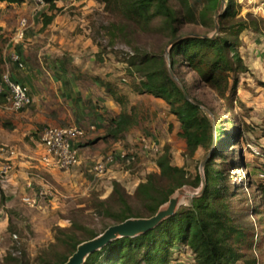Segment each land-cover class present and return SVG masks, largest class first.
<instances>
[{
	"label": "rangeland",
	"instance_id": "rangeland-1",
	"mask_svg": "<svg viewBox=\"0 0 264 264\" xmlns=\"http://www.w3.org/2000/svg\"><path fill=\"white\" fill-rule=\"evenodd\" d=\"M224 1L223 4L220 0L218 8L206 14L205 27L178 24L177 35H218L219 31L211 30L210 25H218L216 15H222L228 5L227 0ZM231 1L233 16L223 22V28L239 21H247L249 26L256 24L255 30H245L238 38V51L248 72L239 75L234 99L229 102L220 98L181 59L173 75L181 86L183 82L190 99L199 102L213 125L217 123L227 131L235 128L240 132L237 140L221 148L214 167L227 177L232 192L228 215L233 225L253 229L256 242L264 231V209L256 190L259 175L264 173V156L253 152L264 153V0ZM169 3L181 11L176 1L169 0ZM54 5L52 10L49 5L30 0L12 4L0 2V78L6 75L17 81L26 75L28 82L33 81L30 84L33 98L27 90L28 106L17 113L6 111L4 107L0 110V143L2 139L12 140L4 147L14 154L24 152L28 156L24 158L27 165H21L20 155L12 158L17 179L12 175L6 183L0 184V264L56 262L67 256L71 243L82 242L91 234L101 236L115 226L106 211L99 213L103 201H107L106 210L112 208L115 212L120 207L112 192L114 182L119 184L132 210L142 216L138 220H148L143 219L146 212L136 189L149 175L156 176L160 187L167 186V180L159 177L156 165L165 149L171 165L183 168L188 177L197 171L201 173V165L210 154L209 150L198 148L189 155L179 137V124L167 105L133 91L142 73L136 66H129L131 55H158L164 58L168 70L170 68V33L160 20H155L148 28L139 27L107 9L102 0H56ZM46 17H52V21L43 27ZM22 19L26 21L24 36L14 42ZM222 35L225 34L220 33ZM24 45L25 49L21 50ZM13 53L26 61L29 73L20 71L19 65L12 63ZM32 70H36V75ZM108 84L110 92L104 86ZM36 93H46V98H41L42 112L38 115ZM63 93L89 94L87 99H76H79L80 111L75 114ZM95 93H99L102 102L104 99L110 102L107 108L96 100ZM109 93H115L120 103ZM121 108L130 113L132 120L123 134L117 135L110 120L118 119ZM38 118L40 121L36 123ZM71 118L79 123L72 122ZM71 126L87 132L76 141L79 163L63 171L40 165L38 144L44 129ZM20 141L26 144L25 151L20 150ZM108 156L111 161L106 163L103 175L89 172L93 163L106 162ZM35 192L36 195L43 192V195L36 197L34 206L26 205L22 199L32 197ZM180 195L184 199L178 204L188 205V190H178L173 197ZM169 204L168 210L173 209L174 202L170 200ZM254 209L260 214H255ZM253 250L254 246L248 251L260 258L259 252ZM177 252L178 248H174L172 257L179 261L191 260L188 252L180 255Z\"/></svg>",
	"mask_w": 264,
	"mask_h": 264
},
{
	"label": "trees",
	"instance_id": "trees-1",
	"mask_svg": "<svg viewBox=\"0 0 264 264\" xmlns=\"http://www.w3.org/2000/svg\"><path fill=\"white\" fill-rule=\"evenodd\" d=\"M102 1L107 9H112L142 28H148L155 20H160L163 28L170 33L171 42L182 37L170 47L171 72L176 75L175 66L181 63V59L200 81L220 98L229 102L234 99L239 75L248 72L238 51V38L245 30H255L256 24L249 26L247 21H239L229 25L227 29L223 28V22L233 16L231 0H227V8L219 16V34L213 37L200 34L178 36L177 25L193 23L205 27L206 14L209 11L214 12L220 5V0H174L181 11L175 10L169 0ZM0 2L12 4L21 0ZM44 3L53 10L56 0H44ZM51 21L52 17H46L43 27L48 26ZM210 27L211 30L216 28L214 23ZM220 33L225 35L220 36ZM11 56L16 58L13 61L10 57L13 64L19 65L18 69L25 64V60L17 54L13 53ZM128 64L131 67L136 66L138 72L142 73L139 83L132 87L133 91L136 95H148L167 105L170 114L179 124V137L183 139L188 154L192 155L198 148L212 152L201 173L197 171L194 176L188 177L183 168L171 165L165 149L156 165L160 171L159 177L167 180V186L160 187L156 184V176L149 175L136 189L146 212L143 219L169 211L170 200L178 190H188L194 197L189 196L188 205L180 206L178 202L183 196H178L174 200L171 213L162 217L152 227L133 236L114 238L100 250L89 254L82 264H169L177 260V257H172L174 248H178L177 255L188 252L194 264H264V231L263 236L254 242L253 229L245 230L233 225L228 215V201L232 198V192L227 177L214 167V161L219 158L221 148L237 140L240 132L235 128L227 131L217 123L213 125L209 116L200 108L199 102L192 98V102L186 100L183 82L180 80L181 86L171 78L161 56L134 54ZM9 80L22 86L12 78ZM104 86H107V92H110V85ZM2 87L0 101L4 102L8 91L5 84L2 83ZM109 94L114 97L116 103H120V98L116 97L115 93ZM124 111L125 108H121L118 119L110 120L117 135L123 134L132 120L130 113ZM112 190L120 207L115 212L112 208L106 210L107 201H103L100 203V214L103 213L102 210L106 211L105 214L111 217L116 225L142 218L125 200L117 182L112 184ZM256 190L264 209V181L260 180ZM254 212L260 214L257 209H254ZM98 236L99 234H91L82 242L71 243L67 256L59 258L56 262L43 261V264H65L81 244ZM253 246V252L257 250L260 258L257 254L254 256L249 253L248 250Z\"/></svg>",
	"mask_w": 264,
	"mask_h": 264
},
{
	"label": "built area",
	"instance_id": "built-area-1",
	"mask_svg": "<svg viewBox=\"0 0 264 264\" xmlns=\"http://www.w3.org/2000/svg\"><path fill=\"white\" fill-rule=\"evenodd\" d=\"M43 4L44 0H30ZM79 1V0H74ZM45 4V3H44ZM26 28V21L22 19L19 22V26L15 37L13 38L14 42H19L24 36V30ZM11 59L15 61V57L11 56ZM2 83L5 84L7 88V95L4 98V109L9 112L17 113L23 108L30 104V97L27 90L9 80V77L6 75L2 76L0 82V95L3 92ZM90 130H93V127H90ZM86 130L71 126L66 128H46L44 129L41 139H40V148H39V164L43 167L49 169H58V170H67L79 163V153L78 149L75 146L76 141L85 137ZM256 156L263 157L264 153L260 150L253 151ZM13 152L4 146H0V184H4L11 177L13 169L11 165V159ZM106 162L97 161L93 163L89 172L101 176L105 173L106 163L111 161V156H108L105 159ZM261 181H264V173L259 175ZM29 186V185H28ZM38 195H43V192H40ZM36 192L32 197L27 196L22 199V201L28 206H34L36 204ZM14 238H16L14 236ZM169 264H194L192 260H176L172 261Z\"/></svg>",
	"mask_w": 264,
	"mask_h": 264
},
{
	"label": "water",
	"instance_id": "water-1",
	"mask_svg": "<svg viewBox=\"0 0 264 264\" xmlns=\"http://www.w3.org/2000/svg\"><path fill=\"white\" fill-rule=\"evenodd\" d=\"M222 3L224 4L225 1L221 0ZM220 15H217L216 18L218 19ZM218 30V25H216V31ZM182 38V37H180ZM177 38L175 40H173L170 43V46L178 39ZM169 74L171 76V78L174 81H177V79L175 78V76L173 75V73L171 72L170 68H169ZM184 96L186 98V100H188L189 102H192L190 97L188 96V94L186 92H184ZM200 108L202 109V107L200 106ZM210 154L206 157V159L203 161L201 168L204 166L206 160L209 158ZM180 194V193H178ZM176 196V195H175ZM172 197L171 202H174L176 197ZM191 197H194V195H190ZM172 211L169 210L165 213H160L148 220H143V221H126L122 224L119 225H115L112 226L110 228H108L101 236H99L98 238L89 241L87 243H84L82 245H80L76 252L69 258V260L65 263V264H82V262L84 261V259L91 253L100 250L101 248H103L108 242H110L111 240H113L114 238L117 237H129V236H133L135 234H137L138 232L144 231L146 229H149L150 227H152L153 224H155L157 221H159L162 217H164L165 215L170 214Z\"/></svg>",
	"mask_w": 264,
	"mask_h": 264
},
{
	"label": "crops",
	"instance_id": "crops-1",
	"mask_svg": "<svg viewBox=\"0 0 264 264\" xmlns=\"http://www.w3.org/2000/svg\"><path fill=\"white\" fill-rule=\"evenodd\" d=\"M10 4V3H9ZM22 5H24V3H22ZM23 49H25V45H24V47L21 49V50H23ZM27 66V63H26V61H25V64H23V66L19 69L20 71H23V72H25V73H29V69L28 68H25ZM27 70H29V71H27ZM33 72V75H36V70H32ZM34 78H36V77H34ZM28 77L25 75H22L21 76V79L20 78H18V82L26 89V90H29V93H31V96H32V98H33V92H32V89H31V86H30V84L33 82V81H29L28 82ZM35 80L36 79H34V82H35ZM28 85V86H27ZM25 86H27V87H25ZM89 94V93H88ZM87 93H63V96L65 97V101L69 104V107L70 108H72L73 109V112L75 113V112H78V111H80V109H79V105H77L78 103H79V99L78 100H76L77 98H79V97H81V98H85V99H87V95H88ZM35 96V99H36V110H37V113H36V115H38L39 113H41L42 111V109H41V107H40V105H41V103H43V100L41 99V98H46V97H44L45 95H46V93H36V94H34ZM95 96H96V100L100 103V104H103L106 108L109 106V104H110V102L109 101H107V99H104V102H102L101 101V99L100 98H102V97H100V95H99V93H95L94 94ZM43 96V97H42ZM90 97H93V96H90ZM42 106V105H41ZM2 107H4L3 106V102H1L0 101V110H1V108ZM76 114V113H75ZM78 115V114H77ZM72 120V122H77L78 120L75 118H71ZM83 119H80V121H82ZM40 121V119L38 118V121H36V123H38ZM41 122H42V119H41ZM78 123H79V121H78ZM106 124V122H102V125H105ZM2 139V138H1ZM14 142V141H13ZM22 141H20L19 143V145H20V150L21 151H25V149H27V147H26V144L24 143V142H22ZM3 143V144H2ZM2 143H0V145L2 146H8V144L9 143H12V140H4V139H2ZM76 144H78V143H75V146H76ZM15 148L17 147V146H14ZM38 147H39V144H38ZM23 149V150H22ZM79 152H80V149H79ZM18 155H20L21 156V158L23 157V159H19L20 161H21V165L24 163H26V165L28 164L26 161H25V159L24 158H28V156H27V154L25 153L24 154V152H21V153H13V156H12V158H17L18 157ZM25 165V167H27ZM29 168H31V166H29ZM14 173H16V171L14 172ZM14 173L12 172V175L14 176ZM18 173H20V172H17V174ZM21 174L23 175L24 174V172H21ZM12 175H11V177H12ZM10 177V178H11ZM17 179V176H16V174H15V176H14V180H16Z\"/></svg>",
	"mask_w": 264,
	"mask_h": 264
}]
</instances>
